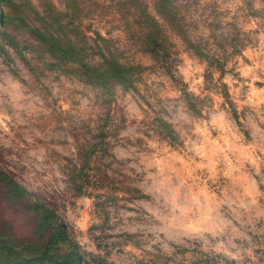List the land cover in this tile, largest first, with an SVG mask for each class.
<instances>
[{"label":"clouds","instance_id":"obj_1","mask_svg":"<svg viewBox=\"0 0 264 264\" xmlns=\"http://www.w3.org/2000/svg\"><path fill=\"white\" fill-rule=\"evenodd\" d=\"M136 2L17 0L73 55L0 41V233L60 264H264V0Z\"/></svg>","mask_w":264,"mask_h":264},{"label":"rangeland","instance_id":"obj_2","mask_svg":"<svg viewBox=\"0 0 264 264\" xmlns=\"http://www.w3.org/2000/svg\"><path fill=\"white\" fill-rule=\"evenodd\" d=\"M129 6L135 7L136 0H131ZM0 10L5 13L6 17L4 23L0 24V41H3L4 37L11 33L15 22L18 23L19 19L17 16L28 12L23 11L18 6L17 0H0ZM15 19L18 20L15 21ZM17 38L22 44H29V50L39 51L33 47L35 43L30 41L27 36L20 35ZM0 51H3L2 47H0ZM48 59L50 60L49 57ZM2 237L6 240V243L3 246V250L0 246V264H60V261L57 259L59 252L52 245L36 246L30 244L25 247L23 243H18L10 233L3 232ZM41 240H43V235H41ZM13 246L23 250V254L19 255V258L17 257V252L16 256Z\"/></svg>","mask_w":264,"mask_h":264},{"label":"trees","instance_id":"obj_3","mask_svg":"<svg viewBox=\"0 0 264 264\" xmlns=\"http://www.w3.org/2000/svg\"><path fill=\"white\" fill-rule=\"evenodd\" d=\"M157 2H158V5L161 6L162 8L168 4V0H157ZM135 7H139L137 2H136ZM17 17L19 19L18 23L15 22L11 33L8 36L4 37L3 42L8 43L13 48H16L18 51L22 50L24 48L29 49L30 48L29 44L28 45L26 43L22 44L20 41H18L17 37L20 35H24V36H27L30 41L35 43V45L33 47L38 49L39 51H42L44 45L51 44L52 45V52H51V55L49 56L50 59L55 57V56H69L70 57L71 55H73V53L63 49L62 46H57L56 39L52 35V32L56 31V29H52L51 31H49L47 33V38L45 36H42L39 34V32L34 28V23L39 20V17H36L34 20L31 12L24 13L22 15L20 14ZM78 18L79 17L77 15L76 17L73 18V20H70L68 27L71 28L73 21L75 19H78ZM5 19H6L5 13H3L0 10V24H3ZM17 20L15 19V21H17ZM138 27L143 30V29L150 28L151 25L149 23V24L138 25ZM59 30L64 31L65 29L60 28ZM33 37H35V38H33ZM157 41L160 42L161 46H163L166 43L164 41L163 37L161 35L157 34L155 32V30L153 29V35L151 37H149V42L150 43H156ZM162 50L164 52L165 59H167L168 58L167 49L162 48ZM5 243H6V240L2 237V233H0V246H1L2 250H3V246H5ZM13 248L15 249V251H14L15 254H16V252L18 254V256H17V254H16V256L19 258V255L23 254V250L20 249L18 251L17 248H15L14 246H13Z\"/></svg>","mask_w":264,"mask_h":264}]
</instances>
